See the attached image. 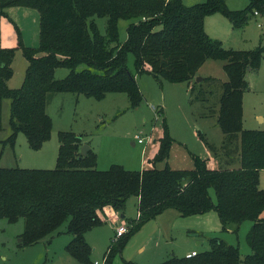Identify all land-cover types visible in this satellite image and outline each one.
I'll use <instances>...</instances> for the list:
<instances>
[{
  "label": "trees",
  "instance_id": "obj_1",
  "mask_svg": "<svg viewBox=\"0 0 264 264\" xmlns=\"http://www.w3.org/2000/svg\"><path fill=\"white\" fill-rule=\"evenodd\" d=\"M11 6L38 11L36 47L23 43L19 27L6 11ZM216 11L232 27L241 28L255 11L264 16V0H249L241 9H228L224 0L191 5L182 0H0V110L2 99L7 98L11 146L18 131L33 149L49 137L52 121L46 104L50 93L73 92L101 99L108 92L122 91L130 107L138 105L142 94L127 65L131 53L136 72L172 82L190 83L207 58L223 60L227 79L222 83L217 123L229 140L237 136L239 149L237 167L215 168L207 158L196 157L194 168H172L166 161L171 138L163 118L157 151L146 166L136 170L112 163L99 169L92 148L80 154V135L60 130L53 168L0 166V217L9 222L24 217L21 244L59 233L58 227L65 222L71 235L65 250L79 262L91 264L92 249L85 233L107 220L102 211L110 206L127 222V230L111 239L104 254V264H111L130 236L165 209L174 208L181 216L214 210L223 231H236L244 220L251 221L245 237L249 253L241 256L237 245L211 237L209 248L203 251L171 255L153 264H264V216H260L264 188L259 186L264 129L242 126L246 72L258 68L263 48L225 47L210 37L204 17ZM93 16L106 17L104 34ZM119 19L127 21L126 38L121 42ZM19 48L27 65L20 85L9 87L12 59ZM57 67H66L67 74L55 78ZM157 112L162 114L163 109ZM160 161L165 162L162 167L157 165ZM130 196L137 200L136 217H126L124 212Z\"/></svg>",
  "mask_w": 264,
  "mask_h": 264
},
{
  "label": "rangeland",
  "instance_id": "obj_2",
  "mask_svg": "<svg viewBox=\"0 0 264 264\" xmlns=\"http://www.w3.org/2000/svg\"><path fill=\"white\" fill-rule=\"evenodd\" d=\"M201 1L182 0L185 5ZM224 1L228 9H241L249 3V0ZM6 11L19 27L23 43L36 47L39 41L38 11L24 6H11ZM93 18L104 34L106 17ZM126 24L125 19L118 20L120 42L126 38ZM204 29L225 47L263 48L258 68L246 72L251 89H246L242 95V126L264 129V16H252L243 27L234 28L222 12L216 11L204 17ZM133 62L134 57L129 53L127 65L142 94L138 105L130 107L128 96L122 91L108 92L101 99L73 92L50 93L46 104V112L52 121L50 135L38 149L29 147L22 131L16 133L14 145H10L7 140L11 132L9 100L3 98L0 110V166L53 168L59 144L58 131L71 130L96 153L97 168L105 169L112 163H118L127 169H141L157 151L163 118L171 138L166 159L170 167L194 168L196 157L207 158L215 168L239 165L237 136L229 140L217 123L222 83L227 79L223 60L207 58L190 83L172 82L147 72H136ZM26 65L22 50L16 49L11 63L13 73L7 81L9 87L20 85ZM83 66L81 64L77 68ZM67 72L66 67H57L54 77L62 78ZM160 108L163 109L162 114L157 112ZM164 163L160 161L157 165L162 167ZM259 176V186L264 188V169ZM209 192L215 200L213 189ZM209 211V217L199 214L181 216L174 208L165 209L155 220L144 226L142 224L130 236L122 249L114 254L111 264H129V261L153 264L171 255L189 254L192 249L203 251L209 248L211 237L237 245L241 256L249 253L251 250L245 237L251 221L244 220L236 231H223L216 211ZM124 212L126 217L134 216L135 196L128 197ZM260 216H264V210ZM124 223L127 224L126 221ZM23 227L24 217L14 222L0 217V264H83L65 250L71 236L66 232L65 222L58 227V234L53 233L30 245L20 243ZM156 228L159 230L157 237L154 234L149 238L147 233L154 232ZM85 236L92 248L91 261L98 260L103 264L104 254L114 238V230L99 224L88 230ZM140 239L144 244L142 252L137 251Z\"/></svg>",
  "mask_w": 264,
  "mask_h": 264
},
{
  "label": "crops",
  "instance_id": "obj_3",
  "mask_svg": "<svg viewBox=\"0 0 264 264\" xmlns=\"http://www.w3.org/2000/svg\"><path fill=\"white\" fill-rule=\"evenodd\" d=\"M260 16V15H259ZM246 79H247V82H248V89H251V86H250V81L248 80V78H247V76H246ZM258 119H260L261 120V117L260 116H258ZM83 141V140H82ZM90 148H91V146H90ZM262 170V169H261ZM261 170H260V172H259V175L261 174ZM260 177V176H259ZM135 200H136V197H135ZM137 201V200H136ZM103 215L105 216V217H107V220L106 221H104V222H102L100 225H107V226H109L110 228H112L113 230H114V228H113V225H114V223L115 222H119V221H125L122 217H121V215L120 214H118L112 207H110V206H105L104 208H103ZM163 212H165V210L164 211H162L161 213H163ZM209 212L210 211H208V213L206 212V213H202V214H199V215H201V216H208L209 217ZM160 213V214H161ZM205 214H208V215H205ZM126 215V214H125ZM159 215V214H158ZM157 215V216H158ZM193 215H195V214H193ZM156 216V217H157ZM188 216H192V215H188ZM215 216V215H214ZM129 217H136V212H135V214H134V216H129ZM156 217H154V218H152V219H150V220H148L147 222H145L144 224H149L150 222H152L153 220H155V218ZM215 218V217H214ZM144 224H143V226H144ZM143 226L141 227V229L143 228ZM140 229V230H141ZM140 230L138 231V232H140ZM152 231H154V230H152ZM158 229L156 228V230L154 231V232H149V233H147L148 234V237L150 238V236H152V235H154V234H156V237H157V233H158ZM137 232V233H138ZM87 233V232H86ZM85 233V234H86ZM136 233V234H137ZM56 234H58V233H56ZM50 236H52V235H50ZM135 236V235H134ZM86 237V236H85ZM44 238V237H43ZM86 239V238H85ZM87 241V240H86ZM88 242V241H87ZM88 244H89V242H88ZM90 245V244H89ZM91 246V245H90ZM92 249V248H91ZM143 249H144V244L141 242V239L138 241V244H137V251H139V252H142L143 251ZM191 251H195V249H192ZM190 251V252H191Z\"/></svg>",
  "mask_w": 264,
  "mask_h": 264
},
{
  "label": "built area",
  "instance_id": "obj_4",
  "mask_svg": "<svg viewBox=\"0 0 264 264\" xmlns=\"http://www.w3.org/2000/svg\"><path fill=\"white\" fill-rule=\"evenodd\" d=\"M254 15L257 16L259 15V13L257 11L254 12ZM140 141H142L140 139ZM114 228V238L112 239H117V237H119L122 233H124L127 230V225L126 223H124V221L121 222H115L113 225ZM191 254H194L195 251H191ZM91 264H102L101 262H99L98 260H93L91 262ZM103 264H104V257H103Z\"/></svg>",
  "mask_w": 264,
  "mask_h": 264
},
{
  "label": "water",
  "instance_id": "obj_5",
  "mask_svg": "<svg viewBox=\"0 0 264 264\" xmlns=\"http://www.w3.org/2000/svg\"><path fill=\"white\" fill-rule=\"evenodd\" d=\"M89 148H90V146L88 144L82 143L80 146V154H82V155L86 154V152Z\"/></svg>",
  "mask_w": 264,
  "mask_h": 264
}]
</instances>
